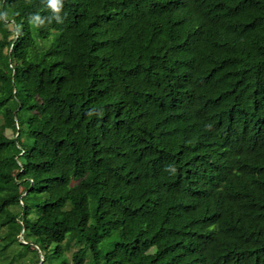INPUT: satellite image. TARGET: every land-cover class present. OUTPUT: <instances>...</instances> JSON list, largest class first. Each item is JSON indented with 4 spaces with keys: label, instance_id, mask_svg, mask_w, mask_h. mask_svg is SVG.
Returning a JSON list of instances; mask_svg holds the SVG:
<instances>
[{
    "label": "trees",
    "instance_id": "1",
    "mask_svg": "<svg viewBox=\"0 0 264 264\" xmlns=\"http://www.w3.org/2000/svg\"><path fill=\"white\" fill-rule=\"evenodd\" d=\"M4 10V264H264V0Z\"/></svg>",
    "mask_w": 264,
    "mask_h": 264
},
{
    "label": "rangeland",
    "instance_id": "2",
    "mask_svg": "<svg viewBox=\"0 0 264 264\" xmlns=\"http://www.w3.org/2000/svg\"><path fill=\"white\" fill-rule=\"evenodd\" d=\"M51 41V38L50 37H46L44 38L41 42L35 40V43H34V47L32 48V50L34 51H39L41 49V45L42 44H48L49 42ZM7 93H14L13 91H9V88L6 87V92L4 94V96L6 97ZM0 95H2V92H0ZM13 124V123H12ZM11 122L9 121H5L4 122V125L5 127H9L10 125H12ZM8 136H12L13 133L9 130L6 132ZM10 172L13 174L15 173L13 169L10 170ZM22 191V188L21 187H10L6 193L8 195H14V194H17V193H20ZM20 249V247L17 245H14L11 249H10V254H9V257H13V253L15 252H18ZM31 249V248H30ZM21 250V249H20ZM23 252H21L22 254H17V256L15 257L16 259H11L10 261V264H32L35 260H36V252L33 251V250H28V248H26V250H22ZM43 253V254H42ZM42 253L38 252V256H39V263L40 264V260H42L43 258V255L45 254V251H43ZM68 255H70L68 253ZM15 256V255H14ZM0 264H4L3 262V257L0 255ZM44 264H48V263H44ZM52 264H55V263H52Z\"/></svg>",
    "mask_w": 264,
    "mask_h": 264
},
{
    "label": "clouds",
    "instance_id": "3",
    "mask_svg": "<svg viewBox=\"0 0 264 264\" xmlns=\"http://www.w3.org/2000/svg\"><path fill=\"white\" fill-rule=\"evenodd\" d=\"M48 9L51 10L53 15L51 17L42 18L39 14H33L29 17V23L34 26H42L47 20L48 23H51L53 20L57 24H62L64 22V18L60 15L61 10L63 8V0H46ZM0 21H3L7 24L9 21V12L4 10L0 11ZM16 36L20 35L19 26H17V31L15 33Z\"/></svg>",
    "mask_w": 264,
    "mask_h": 264
}]
</instances>
